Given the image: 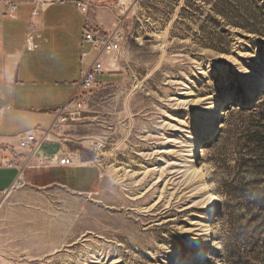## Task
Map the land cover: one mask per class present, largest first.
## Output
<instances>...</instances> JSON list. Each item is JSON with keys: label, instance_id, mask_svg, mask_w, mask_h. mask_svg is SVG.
<instances>
[{"label": "rangeland", "instance_id": "374dc122", "mask_svg": "<svg viewBox=\"0 0 264 264\" xmlns=\"http://www.w3.org/2000/svg\"><path fill=\"white\" fill-rule=\"evenodd\" d=\"M126 14L119 78L63 113L86 172L7 194L0 264H264V158L246 165L245 133L264 114V0H136Z\"/></svg>", "mask_w": 264, "mask_h": 264}, {"label": "crops", "instance_id": "0c3cea01", "mask_svg": "<svg viewBox=\"0 0 264 264\" xmlns=\"http://www.w3.org/2000/svg\"><path fill=\"white\" fill-rule=\"evenodd\" d=\"M6 2L17 4L14 15H5ZM41 2L0 0V161L17 158L23 163L28 150L19 146V135L38 128L51 130L39 153L68 154L73 164H31L21 173L16 167L0 166V208L19 176L30 187L70 186L77 183V174L86 172L80 165L88 162L81 151L63 142L64 126L56 130L53 125L96 58L91 46L81 43L87 22L110 31L115 19L99 8L84 14L74 0ZM101 61L104 70L97 82L99 77L107 79L102 84L117 80L115 60L104 55Z\"/></svg>", "mask_w": 264, "mask_h": 264}, {"label": "built area", "instance_id": "2783aa9c", "mask_svg": "<svg viewBox=\"0 0 264 264\" xmlns=\"http://www.w3.org/2000/svg\"><path fill=\"white\" fill-rule=\"evenodd\" d=\"M56 2H63L67 0H55ZM78 8L84 14H87L91 8H102L116 13L114 28L110 31H103L95 28L89 21L85 26L83 33V42L89 44L94 50L96 58L86 70L76 89V92L71 101L63 107L58 113L53 129L60 128L61 124L66 121L63 113L70 111V116L79 117L81 114L82 105L85 100L82 99L81 91L84 89H91L97 86V75L103 72L104 66L101 61L102 56L108 55L113 60H118L121 54L122 44L127 38L124 25L127 21L126 12L133 5L136 0H74ZM35 4H42L41 0H33ZM47 3V2H45ZM4 7L5 15H14L17 9L16 3L6 2ZM37 10H35V14ZM144 28H142L143 30ZM145 31V29H144ZM86 51L84 56L88 55ZM72 117V118H73ZM74 119V118H73ZM51 130L40 131L38 128L29 130L19 135V146L28 150V154L23 158V163L17 162V158L12 160L4 159L0 161V166H11L19 169L21 173L26 166L31 164L48 165L59 164L63 166L73 164V159L68 154H40L39 150L44 142L48 139ZM99 149V145L95 146ZM23 181L20 176L15 180L14 186L22 185Z\"/></svg>", "mask_w": 264, "mask_h": 264}, {"label": "trees", "instance_id": "16d2710c", "mask_svg": "<svg viewBox=\"0 0 264 264\" xmlns=\"http://www.w3.org/2000/svg\"><path fill=\"white\" fill-rule=\"evenodd\" d=\"M247 109L253 110L254 107ZM246 124V146L248 149L247 155L249 156L246 165L252 168L256 166L257 160L264 158V114L251 116L248 120L246 118Z\"/></svg>", "mask_w": 264, "mask_h": 264}, {"label": "bare ground", "instance_id": "6f19581e", "mask_svg": "<svg viewBox=\"0 0 264 264\" xmlns=\"http://www.w3.org/2000/svg\"><path fill=\"white\" fill-rule=\"evenodd\" d=\"M262 77H263V76H262ZM262 77H261V78L257 81V83L254 85L255 88H254L253 91L251 92V96L248 98L249 101H253V100H254L253 97H254V95L257 93V90H258V88H259V86H260V83H261L262 80H263ZM221 104H223V102H220V103H219V105H221ZM219 112H220L219 107H217L216 110L214 111L213 115L211 116V120H212V121L215 122V121L217 120V118H218V116H219ZM216 129H217V130L219 129V127H218L217 124L214 125V126H213L210 130H208L207 132L203 133V134L200 136V140H201V141L208 140V139H209V136L212 135L213 132H214V130H216ZM210 138H211V137H210ZM201 152H202V149H201L200 145L197 144V145L194 147V149H193L192 157H196V156L200 155ZM217 199H218L217 196H216V195H213V198H212V204H215L216 201H217Z\"/></svg>", "mask_w": 264, "mask_h": 264}, {"label": "water", "instance_id": "95a60500", "mask_svg": "<svg viewBox=\"0 0 264 264\" xmlns=\"http://www.w3.org/2000/svg\"><path fill=\"white\" fill-rule=\"evenodd\" d=\"M144 38H145V39H150V36L147 35V36H145Z\"/></svg>", "mask_w": 264, "mask_h": 264}]
</instances>
